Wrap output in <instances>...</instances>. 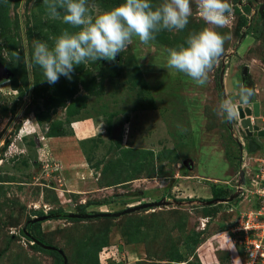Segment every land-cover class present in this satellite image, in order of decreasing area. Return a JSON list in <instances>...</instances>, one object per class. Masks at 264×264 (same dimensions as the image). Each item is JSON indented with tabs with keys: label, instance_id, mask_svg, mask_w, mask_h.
I'll use <instances>...</instances> for the list:
<instances>
[{
	"label": "rangeland",
	"instance_id": "374dc122",
	"mask_svg": "<svg viewBox=\"0 0 264 264\" xmlns=\"http://www.w3.org/2000/svg\"><path fill=\"white\" fill-rule=\"evenodd\" d=\"M122 2L89 0L90 11ZM229 2L230 24L218 30L231 40L203 86L167 69V49L205 26L194 4L183 31L147 45L134 38L115 61H89L50 85L25 57L34 41L52 45L76 29L51 19L43 0H0V65L10 73L0 76V264H245L231 228L255 204L252 188L230 203L190 202L228 196L240 169L253 184L252 153L240 159L215 109L223 69L226 97L251 88L246 105L259 103L254 124L264 127V0ZM78 122L90 133L77 136ZM161 199L180 203L115 215Z\"/></svg>",
	"mask_w": 264,
	"mask_h": 264
},
{
	"label": "clouds",
	"instance_id": "9594fccd",
	"mask_svg": "<svg viewBox=\"0 0 264 264\" xmlns=\"http://www.w3.org/2000/svg\"><path fill=\"white\" fill-rule=\"evenodd\" d=\"M48 15L61 20L75 31L64 29L52 45L34 41L31 55L25 57L31 67L39 66L50 85L61 76L72 79L76 66L89 61H115L138 38L142 44L156 39L163 30L183 31L195 11L205 26L190 32L186 41L167 49V69L183 73L197 85L209 81L210 73L219 64L231 33L218 29L230 24L232 5L229 0H123L122 3L99 14L90 11L89 0H43ZM252 89L241 85L238 99L227 96L215 109L216 115L234 121L240 118V108L248 104ZM180 130L182 126L177 125Z\"/></svg>",
	"mask_w": 264,
	"mask_h": 264
},
{
	"label": "built area",
	"instance_id": "2783aa9c",
	"mask_svg": "<svg viewBox=\"0 0 264 264\" xmlns=\"http://www.w3.org/2000/svg\"><path fill=\"white\" fill-rule=\"evenodd\" d=\"M251 121L254 124L252 115ZM259 129L264 131V127ZM254 140L258 142L259 148L252 152L248 150L252 153L249 158L252 160L253 184L251 186L244 184L242 193L250 192L252 188L255 204L252 208L239 213L235 225L231 228L235 237L234 243H230V246L234 250L237 245L240 247L245 264H264V134L254 136ZM228 241L230 242L229 237Z\"/></svg>",
	"mask_w": 264,
	"mask_h": 264
},
{
	"label": "water",
	"instance_id": "95a60500",
	"mask_svg": "<svg viewBox=\"0 0 264 264\" xmlns=\"http://www.w3.org/2000/svg\"><path fill=\"white\" fill-rule=\"evenodd\" d=\"M9 70L4 66V65H0V76L5 75L8 76ZM223 74H224V70H221L220 73V87H221V91H222V96L223 98L226 97L225 92H224V85H223ZM259 103L258 102H254L252 103L251 106H243L240 108V118H239V122L242 126V128H244L248 142H247V149L249 151H255L257 148H259V144L257 141L254 140V136H262L264 134V131L259 129L258 125L256 124H252L251 121V115L254 117H257L259 115ZM245 184V175H244V171L242 169L239 170V177H238V181H237V186L234 187L233 191L226 197H215L212 199H208L206 201H198V200H194V201H190V202H197V203H201V204H206V205H211V204H216V203H230L232 201H234L235 199L238 198L239 195L242 194L243 192V185ZM172 202L175 203H180L176 200H170V201H166L165 199H161L159 201L156 202H152V203H145L143 205H136L133 207H129L127 209H124L123 211H121L120 213H115V215H119V214H124V213H131L135 210H138L142 207H148V206H160V205H165V204H171ZM97 215H106L103 213H98V214H88V213H84V214H76V213H66L64 214V216L66 217H70V218H77V217H95ZM42 219L44 217H39V218H35L33 220H30L29 222L32 221H36L39 219ZM26 228L23 227V231H25ZM34 242H36L37 244H39L40 246L47 248V249H56V247L49 245V244H45L40 242L39 240L35 239ZM58 252L62 253V250L57 249ZM64 258V264L66 262V258L65 256H63Z\"/></svg>",
	"mask_w": 264,
	"mask_h": 264
},
{
	"label": "flooded vegetation",
	"instance_id": "af4514ba",
	"mask_svg": "<svg viewBox=\"0 0 264 264\" xmlns=\"http://www.w3.org/2000/svg\"><path fill=\"white\" fill-rule=\"evenodd\" d=\"M244 106H247V105H244ZM227 121V125H229V127L231 128V131H232V137L235 139V141L237 142V145H238V148H239V152H240V159H242V157L244 156V153L245 152H248V147H247V142H248V139H247V136H246V133L243 129V132L245 134V136L242 138L240 137L235 129L233 128L234 127V124L238 123L237 121L238 120H234V121H229V120H226ZM244 139V140H243Z\"/></svg>",
	"mask_w": 264,
	"mask_h": 264
},
{
	"label": "crops",
	"instance_id": "0c3cea01",
	"mask_svg": "<svg viewBox=\"0 0 264 264\" xmlns=\"http://www.w3.org/2000/svg\"><path fill=\"white\" fill-rule=\"evenodd\" d=\"M76 127L78 131L75 130V134L79 137H82L85 133L89 134L91 130V126L86 123L78 122L76 123Z\"/></svg>",
	"mask_w": 264,
	"mask_h": 264
},
{
	"label": "trees",
	"instance_id": "16d2710c",
	"mask_svg": "<svg viewBox=\"0 0 264 264\" xmlns=\"http://www.w3.org/2000/svg\"><path fill=\"white\" fill-rule=\"evenodd\" d=\"M28 225L29 224H27V227H28ZM26 228V227H25ZM22 234L25 236V237H27V238H29V239H32V240H35V239H37V238H35V237H33L32 235H31V233L28 231V228H26V230L25 231H23V229H22ZM37 240H39V239H37ZM40 242H42V243H44L43 241H41V240H39ZM46 244V243H45Z\"/></svg>",
	"mask_w": 264,
	"mask_h": 264
}]
</instances>
